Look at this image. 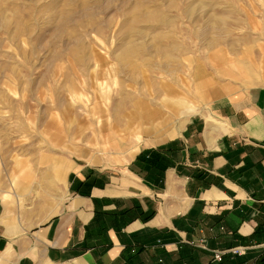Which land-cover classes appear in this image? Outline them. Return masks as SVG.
<instances>
[{
	"label": "crops",
	"instance_id": "obj_1",
	"mask_svg": "<svg viewBox=\"0 0 264 264\" xmlns=\"http://www.w3.org/2000/svg\"><path fill=\"white\" fill-rule=\"evenodd\" d=\"M156 90H112L64 135L124 168L61 163L39 217L2 185L0 264H264V85L217 88L206 112Z\"/></svg>",
	"mask_w": 264,
	"mask_h": 264
},
{
	"label": "rangeland",
	"instance_id": "obj_2",
	"mask_svg": "<svg viewBox=\"0 0 264 264\" xmlns=\"http://www.w3.org/2000/svg\"><path fill=\"white\" fill-rule=\"evenodd\" d=\"M80 3L0 0V188L34 193L36 217L56 206L61 163L126 164L64 137L81 107L111 106L129 84L206 112L217 88L264 85V0H85L88 18Z\"/></svg>",
	"mask_w": 264,
	"mask_h": 264
},
{
	"label": "built area",
	"instance_id": "obj_3",
	"mask_svg": "<svg viewBox=\"0 0 264 264\" xmlns=\"http://www.w3.org/2000/svg\"><path fill=\"white\" fill-rule=\"evenodd\" d=\"M230 252L232 254L241 255L245 251H244V248L243 247H235V248L230 249ZM222 255H223V251H215L213 253V259L216 260V261H219V260H221Z\"/></svg>",
	"mask_w": 264,
	"mask_h": 264
},
{
	"label": "bare ground",
	"instance_id": "obj_4",
	"mask_svg": "<svg viewBox=\"0 0 264 264\" xmlns=\"http://www.w3.org/2000/svg\"><path fill=\"white\" fill-rule=\"evenodd\" d=\"M81 6H79L80 7V10H83V11H81V12H83L84 13V15H86L87 16V18H88V15H91V12H90V14H89V12H88V10H87V5L85 4V0H81ZM92 16V15H91ZM90 18V17H89ZM91 19V18H90ZM21 22V21H20ZM95 26V25H94ZM23 29H26V27H22ZM222 259V258H221ZM220 261V260H219Z\"/></svg>",
	"mask_w": 264,
	"mask_h": 264
},
{
	"label": "trees",
	"instance_id": "obj_5",
	"mask_svg": "<svg viewBox=\"0 0 264 264\" xmlns=\"http://www.w3.org/2000/svg\"><path fill=\"white\" fill-rule=\"evenodd\" d=\"M150 216H151V215H150ZM150 216L148 215V216H146L145 218H149Z\"/></svg>",
	"mask_w": 264,
	"mask_h": 264
}]
</instances>
